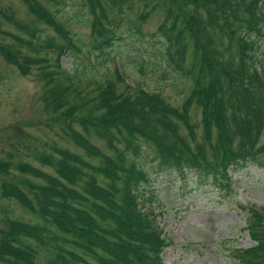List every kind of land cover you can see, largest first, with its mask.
<instances>
[{
  "label": "trees",
  "instance_id": "16d2710c",
  "mask_svg": "<svg viewBox=\"0 0 264 264\" xmlns=\"http://www.w3.org/2000/svg\"><path fill=\"white\" fill-rule=\"evenodd\" d=\"M34 1L30 3L32 13L52 25L65 41L56 56L59 70L46 72V83L54 82L58 73L71 82L69 86L60 82L48 87L46 108L81 123L84 133L71 127L67 135L89 157L99 158L100 164L62 148L56 149L57 156L41 157L43 163L55 168L54 175L28 162L20 163L23 173L45 182L31 183L27 192L18 182L6 181L2 196L14 199L44 223L9 218L0 262L163 264L161 254L171 240L157 221L163 210L157 211L159 196L150 188L151 175L173 173L186 178L191 172L212 174L221 189L229 191L232 167L250 162L264 167V143H260L264 74L256 65L261 62L258 52L264 38V0H162L166 16L158 30L166 51L160 67L167 71L162 76L169 78L175 71L191 81L180 107L172 105L161 90H148L139 80L134 86L126 83L118 67L117 80L98 82L97 94L84 99L81 82L61 68V57L68 47L82 49L89 44H82L71 30L57 23L50 10ZM103 1L87 0L93 16V42L103 55L101 63L111 57L104 49L122 39L117 32L120 21L107 15ZM115 2L122 10L123 4L131 8L134 0ZM36 36L34 31L32 37ZM17 37L21 43L25 41ZM0 50L5 60L24 74L38 60H19L18 52L4 45ZM172 67L175 70L168 72ZM71 92L80 95V103H70ZM193 107L202 113L200 140L199 124L191 117ZM92 136L104 140L111 152L96 146ZM141 137L151 142L150 152L139 142ZM10 167L8 161H0L1 171L8 173ZM250 211L248 230L257 245L238 250V257L240 264H264V207ZM257 251L263 257L260 262ZM40 256L46 259L44 263Z\"/></svg>",
  "mask_w": 264,
  "mask_h": 264
},
{
  "label": "rangeland",
  "instance_id": "374dc122",
  "mask_svg": "<svg viewBox=\"0 0 264 264\" xmlns=\"http://www.w3.org/2000/svg\"><path fill=\"white\" fill-rule=\"evenodd\" d=\"M33 1L0 0V48L4 45L18 52L19 60L24 57L39 60L31 63L29 72L24 74L16 64L6 61L0 50V161H8L11 166L8 173L0 170V248L9 218L44 223L14 199L2 196V185L6 181L18 182L27 192L31 183L45 182L33 174L23 173L20 163L28 162L54 175L55 168L43 163V155L57 156L56 149L62 148L100 164L99 158L89 157L67 135L71 127L84 133L81 123L72 122L59 112L46 108L48 87L60 82L69 86L71 82L58 73L54 82L50 85L46 83V72L59 70L56 56L65 41L52 25L41 22L32 13L30 3ZM34 2L53 12L57 23L59 21L71 30L82 44H89L82 49L78 45L80 49L68 47L61 57V68L73 74L77 83L81 82L84 99H92L97 94L98 82H105L109 78L117 80L115 70L118 67L126 83L134 86L139 80L148 90H161L172 105H182L190 91L191 81L175 71L169 78H164L162 75L167 71L160 67L162 52L166 51L162 43L164 38L158 30L166 16L162 0H134L131 8L123 4L122 10L116 7L115 0L103 1L107 15L120 21L117 32L122 37L113 46L104 49L111 57L103 63L102 51L93 42V16L87 0ZM146 12L149 15L143 18L141 15ZM34 31L39 37H32ZM17 36L25 41L21 43ZM32 38L34 44L29 43ZM261 44L262 49L258 52L261 62L256 65L264 74V38ZM190 64L188 60L186 66ZM172 69L174 67L169 68L168 72ZM119 84L124 85L123 82ZM79 96L71 92L70 103H80ZM191 117L194 123L199 124L197 131L200 140L201 110L193 107ZM181 131L186 134L185 126L181 125ZM90 139L103 151L111 152L104 140L96 136ZM139 142L145 151L150 152V141L141 137ZM260 143H264V131ZM150 156L153 155L150 153ZM151 176L154 179L150 188L159 196L156 206L164 211L158 220L171 240V245L164 248L161 254L163 264H240L238 250L257 245L249 234L248 222L250 208L264 207V167L251 162L245 167H232L229 173L232 189L229 191L221 189L212 174L207 176L191 172L186 178L173 173L164 177ZM259 255L257 260L260 262L263 257ZM40 257V263H44L46 259Z\"/></svg>",
  "mask_w": 264,
  "mask_h": 264
}]
</instances>
